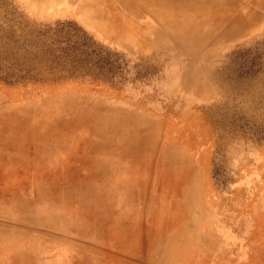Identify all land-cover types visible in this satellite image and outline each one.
Instances as JSON below:
<instances>
[{
  "label": "rangeland",
  "instance_id": "1",
  "mask_svg": "<svg viewBox=\"0 0 264 264\" xmlns=\"http://www.w3.org/2000/svg\"><path fill=\"white\" fill-rule=\"evenodd\" d=\"M197 1L0 0V264H264V0Z\"/></svg>",
  "mask_w": 264,
  "mask_h": 264
},
{
  "label": "bare ground",
  "instance_id": "2",
  "mask_svg": "<svg viewBox=\"0 0 264 264\" xmlns=\"http://www.w3.org/2000/svg\"><path fill=\"white\" fill-rule=\"evenodd\" d=\"M159 1V2H158ZM197 1V0H196ZM155 2H158V4L159 5H163V3L165 4V3H168V4H170V6H175V5H177V3L179 4L180 3V7L182 8V11L183 12H186V11H189V8H191V9H193L194 11H195V7H193V6H197L198 5V3H196L195 2V0H155ZM198 2V1H197ZM198 6H200V3H199V5ZM201 7V6H200ZM198 9V8H197ZM196 9V10H197ZM199 11V10H198ZM231 18V17H230ZM213 20V19H212ZM229 20V16H226V17H224V18H222V19H219L218 21H216L215 22V24H214V27L217 29V28H220L221 26H223L224 24H226L227 22H229L228 21ZM238 19H234L232 22H233V24L234 23H240V21H237ZM210 22V21H209ZM216 31V30H215ZM44 191V190H43ZM129 195V194H128ZM127 197V196H126ZM129 199V198H128ZM3 201V200H2ZM125 201V200H124ZM132 201H133V199H132ZM82 203L83 204H89L88 203V200H83L82 201Z\"/></svg>",
  "mask_w": 264,
  "mask_h": 264
}]
</instances>
